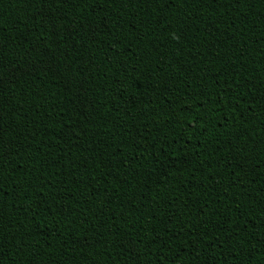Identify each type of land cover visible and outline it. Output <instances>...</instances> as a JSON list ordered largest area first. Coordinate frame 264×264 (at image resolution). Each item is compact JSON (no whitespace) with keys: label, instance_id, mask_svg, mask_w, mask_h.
Listing matches in <instances>:
<instances>
[{"label":"trees","instance_id":"16d2710c","mask_svg":"<svg viewBox=\"0 0 264 264\" xmlns=\"http://www.w3.org/2000/svg\"><path fill=\"white\" fill-rule=\"evenodd\" d=\"M0 264H264V0H0Z\"/></svg>","mask_w":264,"mask_h":264}]
</instances>
